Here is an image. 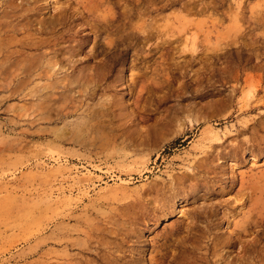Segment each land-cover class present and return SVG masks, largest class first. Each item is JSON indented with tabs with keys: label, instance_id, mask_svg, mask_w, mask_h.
Masks as SVG:
<instances>
[{
	"label": "rangeland",
	"instance_id": "rangeland-1",
	"mask_svg": "<svg viewBox=\"0 0 264 264\" xmlns=\"http://www.w3.org/2000/svg\"><path fill=\"white\" fill-rule=\"evenodd\" d=\"M0 264H264V0H0Z\"/></svg>",
	"mask_w": 264,
	"mask_h": 264
},
{
	"label": "bare ground",
	"instance_id": "bare-ground-1",
	"mask_svg": "<svg viewBox=\"0 0 264 264\" xmlns=\"http://www.w3.org/2000/svg\"><path fill=\"white\" fill-rule=\"evenodd\" d=\"M52 0H47V3H50ZM143 32H147L146 29L142 30Z\"/></svg>",
	"mask_w": 264,
	"mask_h": 264
}]
</instances>
